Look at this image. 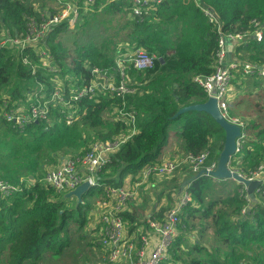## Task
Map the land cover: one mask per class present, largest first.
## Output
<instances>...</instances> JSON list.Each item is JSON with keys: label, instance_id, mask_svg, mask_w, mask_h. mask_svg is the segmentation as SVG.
Here are the masks:
<instances>
[{"label": "trees", "instance_id": "obj_1", "mask_svg": "<svg viewBox=\"0 0 264 264\" xmlns=\"http://www.w3.org/2000/svg\"><path fill=\"white\" fill-rule=\"evenodd\" d=\"M81 5L79 1L78 6ZM130 6L128 0H98L87 8L88 14L82 7L79 9L73 29L68 28L66 20L50 28L41 46L59 71L52 72L40 65L36 46L23 51L0 48V111L4 97L12 105L29 93L36 91L40 95L41 86L50 93L57 87L55 77L61 80L64 95L68 96L70 88H81L92 80L89 69L113 73L115 57L127 48L117 51L114 45L112 50H103L90 43L65 49L60 45L61 39L76 31L82 19L98 9L108 14L122 13L121 19L125 17V21L121 26L127 28L129 49H141L158 57L150 69L127 70L128 85L134 92L124 100L110 98L106 92L98 96V103L88 98L78 101L80 115L72 129H66L64 116L52 112L51 106L47 121L29 123L22 131L0 115V180L19 188L0 197V264H40L46 255L63 254L69 242L68 228L74 224L84 226L94 200L103 196V185L118 186L127 175L135 176L143 166L161 161L172 123H182L176 133L182 152L179 156H197L208 151L207 163L217 160L224 138L220 126L204 112L188 111L176 117L175 114L181 107L206 101V94L193 78L214 72L219 30L222 34H245L252 31L253 21L259 22L262 39H249L232 50L240 63H264V0H161L132 16ZM202 8L209 9L216 22L209 23ZM44 10L55 12L53 0H0V41L23 36L31 20L38 22L45 17ZM25 58L30 62L25 63ZM114 79L118 81L117 77ZM247 81L251 89L264 86V79L238 74L232 82L239 84L236 88L244 89L242 85ZM118 109L135 112L137 133L96 174L99 186L91 187L82 196V202L74 209L76 213L68 210L64 206L68 200L61 199V194L42 182L45 173L42 175L38 158L44 153L56 165L62 158L83 156L95 142L126 135V126L109 116ZM258 115L245 123L247 140L229 164L243 174L264 163V127L260 129ZM184 167L182 181L189 183L192 201L180 214L179 231L194 230L197 239L190 244L178 233L163 264H264V182L254 191L255 200L249 201L242 185L233 179L197 177ZM29 176L32 182L27 185L24 179ZM219 204L221 208L214 211ZM196 220L198 224L194 223ZM208 226L230 248L225 262L200 243Z\"/></svg>", "mask_w": 264, "mask_h": 264}, {"label": "built area", "instance_id": "obj_2", "mask_svg": "<svg viewBox=\"0 0 264 264\" xmlns=\"http://www.w3.org/2000/svg\"><path fill=\"white\" fill-rule=\"evenodd\" d=\"M82 5L78 6V2ZM98 0H53L54 13L50 14L44 10L45 17L41 21L31 20L27 24L25 34L21 37H5L0 41V48L15 47L23 51L31 46H36L34 50L40 61V65L48 67L51 71L56 68L51 65V56L46 49L41 46V42L55 25L64 20L68 26H72L78 17L79 9L91 6ZM131 4L132 15H139L142 9L150 3H159L161 0H128ZM209 23L216 22L213 14L207 8H202ZM218 49L214 54V72L209 76H196L193 81L202 89L207 98H214L221 115L230 123L240 127L241 134L236 140L235 154L230 159L229 164L235 160L236 154L240 153L243 144L247 140L245 135V123L238 121L230 115V100L234 94L233 79L238 74L239 77H256L264 79V63H240L236 60L227 59V42L232 46L245 44L249 39L260 41L262 39V26L259 22L253 21V29L245 34H222L219 30ZM44 49V50H43ZM48 55V56H47ZM158 57L155 54H148L141 49H128L115 57V68L113 73L107 70L91 69L93 76L88 84L81 88L72 87L68 91V96L64 95L61 80L49 93L47 88L42 86L40 95L27 94L24 100L12 102L9 105L8 97H4L1 104L0 115L2 119L13 127L22 131L29 123L39 120H48L51 113L49 106L53 109L58 107L65 118V124H76L79 119L77 102L82 98L94 99L99 102L98 96L109 93L111 97H119L124 100L126 95L132 94L134 90L129 87L127 80V70L132 68L137 71H145L154 66ZM42 60L47 64L43 65ZM25 63L30 62L28 58ZM57 69V68H56ZM58 71V70H57ZM55 72V71H52ZM115 77L118 81H115ZM41 88V87H40ZM39 92V91H38ZM49 95V96H48ZM43 99V102H41ZM9 105V108L7 106ZM53 111V110H52ZM56 111V110H54ZM113 121L121 122L126 126V135H118L113 140L93 143L83 156H73L62 158L59 163L51 166L42 179V182L51 187L58 194H65L83 182H89L90 188L99 186L96 174L110 161V157L127 140L137 133L135 112L129 110H114L109 114ZM60 121V116L57 117ZM208 162V151L197 156L181 155L173 159H162L157 164H148L142 167L135 176L127 175L122 184L113 186L103 185V196L96 198L89 211L94 219V228L98 236L97 245L103 253V259L108 264H163L168 259V251L175 237L179 233L180 214L191 203V195L188 190L189 183L176 193L173 205L167 209L161 219L151 216L144 222L145 229L140 228L138 239L135 240L132 231L129 230L128 223L124 218V213L128 211L129 204L135 200L144 187L151 185L153 181L164 176H172L183 166L194 175L201 170L211 172L216 167V161ZM237 164L240 160L236 159ZM230 170L231 167L228 165ZM247 180H260L264 182V163H261L256 170L249 174H243L233 170ZM168 178V177H167ZM245 191L244 187L242 186ZM19 188L10 185L6 181L0 180V197L9 196ZM248 200L247 195L245 196ZM89 219V218H88Z\"/></svg>", "mask_w": 264, "mask_h": 264}, {"label": "rangeland", "instance_id": "obj_3", "mask_svg": "<svg viewBox=\"0 0 264 264\" xmlns=\"http://www.w3.org/2000/svg\"><path fill=\"white\" fill-rule=\"evenodd\" d=\"M89 6L83 7L86 14H88L87 8ZM85 14V15H86ZM130 17V14L128 15ZM122 18V13L108 14L101 12L100 9L96 10L95 14L88 15L84 19H82L79 24L80 26L76 28V31L73 34H67L66 37L61 39L60 45L66 48H73L74 45H86V44H94L96 47H101L103 50L109 49L112 50L114 45L116 46L117 51L127 48L129 49V44L126 39L127 28H123L121 23L125 21V17ZM131 18V17H130ZM132 19V18H131ZM128 21V19H126ZM77 18L72 26H68L69 29H73ZM59 40V39H58ZM43 47V46H42ZM44 48V47H43ZM45 49V48H44ZM43 49V50H44ZM48 56V55H47ZM43 65L47 64L45 60H42ZM58 69L52 68V71H57ZM59 71V70H58ZM57 81L60 79L55 77ZM247 83V84H246ZM243 84V88H236V85L233 83L234 96L232 99L238 100V102H234L233 107L230 108V115L236 118L238 121H242L244 123H248L249 120H252L254 117L258 115L257 120L260 123V129L264 127V91H260L261 95L255 96L252 93L256 92L253 88L251 89L249 86V82L247 81ZM58 86V85H57ZM241 86V85H240ZM40 89H44L42 86ZM262 90V89H259ZM235 97V98H234ZM256 100L257 103H262L261 107H254L253 101ZM232 105V104H231ZM255 108V109H254ZM232 109V112H231ZM61 112V109L56 107L52 112ZM257 111V113H255ZM244 113V115H242ZM76 126V124L68 125L66 129H72ZM182 127V123H172L168 128L169 138L175 137L177 129ZM180 141V139H179ZM178 141V142H179ZM173 142V141H172ZM177 142L176 146L179 145ZM176 150H179L177 147ZM40 155V154H39ZM48 156L46 154H41L38 158V164L42 169V175L53 165V161H49L47 159ZM52 164V165H51ZM178 171V170H177ZM176 171V172H177ZM38 171L37 173H39ZM172 174V176H164L163 182L165 184L163 186L157 185L155 188L153 187H144L141 192H146L145 195H142V201L144 207L150 209L156 202L162 201L163 206H168L169 197L171 193L176 194L180 188H183L185 183H183L182 177L178 176L177 173ZM193 174V173H192ZM168 177V178H167ZM177 177V178H176ZM32 176H29L26 180V184L30 185ZM168 180V181H167ZM172 188V189H171ZM152 190V192H151ZM62 195V194H61ZM247 195V194H246ZM248 197V196H247ZM61 199H64L61 197ZM161 199V200H160ZM64 206L66 208L72 209L75 212V208L77 209L76 199H65ZM137 200H141V197H137ZM249 201H251L249 199ZM168 202V203H165ZM218 207L221 208L220 204L214 209L216 211ZM161 209V208H160ZM71 210V211H72ZM244 212V211H242ZM76 213V212H75ZM88 214V215H87ZM86 214V222L83 227L79 228L78 225H71L69 229V242L67 247L63 249V254L54 253L49 254L44 257L43 261L40 264H107L103 259V253L97 245L98 236L96 235V231L94 228V219H90L91 215L88 212ZM89 218V219H88ZM198 224V220L194 222ZM181 224V222H180ZM207 225V224H206ZM181 229H184L183 226ZM180 230V225H179ZM79 231V232H78ZM180 237L187 240L190 244L196 241L197 235L194 233V230L187 231L181 230L179 231ZM192 234V235H191ZM204 240L200 243L206 249L212 253L220 262H225L227 257V253L230 248L225 245L216 235V233L212 232L210 226H208L207 230L203 234ZM227 250V251H226ZM29 264V263H25Z\"/></svg>", "mask_w": 264, "mask_h": 264}, {"label": "water", "instance_id": "obj_4", "mask_svg": "<svg viewBox=\"0 0 264 264\" xmlns=\"http://www.w3.org/2000/svg\"><path fill=\"white\" fill-rule=\"evenodd\" d=\"M232 44L227 42V59L231 57ZM91 70V69H89ZM197 111L208 114L223 130L224 138L222 148L218 154L216 160V167L211 172L201 170L196 176L207 175L217 180L233 179L237 183H240L251 201H254V191L261 185L260 180H247L243 176L239 175L233 170H230L228 165L230 159L235 154L236 140L241 134L240 127L228 122L219 112L216 100L214 98H207L205 102L199 104H193L185 107H181L175 114V117L188 112ZM90 189L89 182H83L81 185L76 187L74 190L62 195L65 199H76V205L82 202V196Z\"/></svg>", "mask_w": 264, "mask_h": 264}, {"label": "crops", "instance_id": "obj_5", "mask_svg": "<svg viewBox=\"0 0 264 264\" xmlns=\"http://www.w3.org/2000/svg\"><path fill=\"white\" fill-rule=\"evenodd\" d=\"M232 47H234V46H232ZM233 51H234V49L231 51L230 60H235L234 57H233ZM259 89H262V90H259ZM254 90L256 91L254 93L258 96V93L261 94L260 91L264 90V86L263 87L262 86L261 87H256ZM233 96H234V94H233ZM232 97H231V100H230V102H231L230 103V108H231V104H234V102L236 103V100L232 99ZM253 103H254V106H255L257 101L254 100ZM255 113H257V111ZM179 131H180V128L178 127L176 133H178ZM178 141H179V138L177 136L169 139V144L163 150L162 159H166V158L173 159L176 156H178L179 154H182L181 148H180V143ZM177 142L179 143L178 146H176ZM177 147L179 148V150H176ZM184 168L185 167L183 166L182 168H180L176 172L178 176L183 177L185 175ZM180 179H182V178H180ZM165 182H163V178H160L158 180L153 181V183L151 185H147V186L148 187H152V189H153V187L155 188L157 185L163 186L165 184ZM181 189L182 188H180L178 191H180ZM151 192H152V190H151ZM145 193L146 192H143L142 195L143 194L145 195ZM142 195L140 193V195L138 196V197H141V200H137V198H136L135 200H133L129 204L128 211L126 212V214L128 215V217L126 218V221L128 223L129 230L132 231L131 233L133 234L135 240L138 239L139 229L140 228L145 229V226H144L145 220L147 218L151 217V216L155 217L156 219H161L163 217L165 211L173 205V203L175 201V198H176V194L171 193L170 196H172V197H169V200H171V201H168L169 203L165 202V203H168L167 204L168 206H163V202L160 201V203L156 202L153 205V207L150 206L151 208L148 209L147 207H144L143 203L140 204V201H142V198H143ZM163 209H164V211H162ZM129 217L132 218V219H129Z\"/></svg>", "mask_w": 264, "mask_h": 264}]
</instances>
